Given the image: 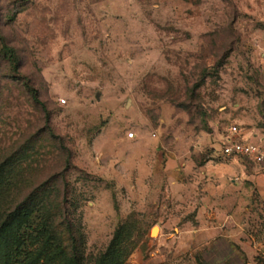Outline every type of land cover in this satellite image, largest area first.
<instances>
[{
	"label": "rangeland",
	"instance_id": "rangeland-1",
	"mask_svg": "<svg viewBox=\"0 0 264 264\" xmlns=\"http://www.w3.org/2000/svg\"><path fill=\"white\" fill-rule=\"evenodd\" d=\"M263 38L264 0H0V227L22 264H264L263 230L203 238L195 185L232 125L264 146Z\"/></svg>",
	"mask_w": 264,
	"mask_h": 264
},
{
	"label": "crops",
	"instance_id": "crops-1",
	"mask_svg": "<svg viewBox=\"0 0 264 264\" xmlns=\"http://www.w3.org/2000/svg\"><path fill=\"white\" fill-rule=\"evenodd\" d=\"M226 160L227 163L209 160L195 165V185L200 186L197 218L201 234L206 239L225 230L228 236L239 239L242 232L250 245L255 242L253 232L263 230L264 234V164L241 157ZM172 165L168 163V167ZM183 168L185 175L194 169L190 163ZM229 182L233 185L224 186ZM259 246L264 247V240Z\"/></svg>",
	"mask_w": 264,
	"mask_h": 264
},
{
	"label": "built area",
	"instance_id": "built-area-1",
	"mask_svg": "<svg viewBox=\"0 0 264 264\" xmlns=\"http://www.w3.org/2000/svg\"><path fill=\"white\" fill-rule=\"evenodd\" d=\"M263 44H264V38H263ZM229 131H230V136L226 138V141L221 148V153L225 159L248 157L258 164H264L263 145L249 141L244 137L238 136L237 138H235L234 136H237L240 133V129L236 125H232L229 128ZM127 137L132 139L135 137V133L133 131H130L127 134Z\"/></svg>",
	"mask_w": 264,
	"mask_h": 264
},
{
	"label": "trees",
	"instance_id": "trees-1",
	"mask_svg": "<svg viewBox=\"0 0 264 264\" xmlns=\"http://www.w3.org/2000/svg\"><path fill=\"white\" fill-rule=\"evenodd\" d=\"M5 54L10 59L12 63L16 65V58L13 52V49L9 47H5ZM32 95L34 99L42 104L41 100L38 97V93L34 88H31ZM47 119L49 120V113L46 111ZM31 218V213L28 214L27 219ZM25 220V219H23ZM16 227L15 221H12L9 225H3L0 227V264H17L23 262L21 257H18V252L15 253V250H11L9 241L7 240L6 232L9 229H13ZM17 250V249H16ZM31 264H35V261Z\"/></svg>",
	"mask_w": 264,
	"mask_h": 264
},
{
	"label": "bare ground",
	"instance_id": "bare-ground-1",
	"mask_svg": "<svg viewBox=\"0 0 264 264\" xmlns=\"http://www.w3.org/2000/svg\"><path fill=\"white\" fill-rule=\"evenodd\" d=\"M157 233H158V228L156 227L153 229V235H156Z\"/></svg>",
	"mask_w": 264,
	"mask_h": 264
}]
</instances>
